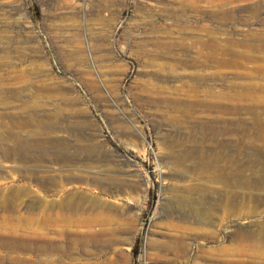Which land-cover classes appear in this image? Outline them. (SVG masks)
I'll return each mask as SVG.
<instances>
[{"label":"rangeland","instance_id":"1","mask_svg":"<svg viewBox=\"0 0 264 264\" xmlns=\"http://www.w3.org/2000/svg\"><path fill=\"white\" fill-rule=\"evenodd\" d=\"M261 34L264 0H0V201H14L0 222L62 202L87 216L91 196L135 219L86 255L40 249L64 244L50 231H0V264H264V241L241 239L264 225ZM234 94L251 100L210 101ZM179 201L212 213L200 223ZM196 231L217 238L177 254Z\"/></svg>","mask_w":264,"mask_h":264},{"label":"bare ground","instance_id":"2","mask_svg":"<svg viewBox=\"0 0 264 264\" xmlns=\"http://www.w3.org/2000/svg\"><path fill=\"white\" fill-rule=\"evenodd\" d=\"M219 1H220V4L223 5L224 7H227L230 5V0H219ZM226 13L228 15L229 12L227 11L223 12V14H226ZM259 39L264 43V34L259 35ZM215 96L216 97L213 96L210 101L243 102L244 100H251V97L248 94L225 95L221 99L219 95H215ZM239 185L242 187L244 186L246 187L248 186V182L247 180H244L243 182H240ZM12 195H16V193H12ZM25 195L28 196L30 194L25 193ZM13 202L14 201L11 199L4 198L3 201L2 200L0 201V205L10 204V203L12 204ZM36 203H39V202H36ZM68 203L69 202H62L58 205L59 208H62L65 211L67 210V213H64V214L63 212L62 213L55 212L52 214V213H41V211H39L30 216L2 217L1 222H0V231L6 234H15V233L23 234L22 232H25L24 230L25 228H30V229L35 228L34 230L40 229L41 231L43 230V234H44V231H50L52 233H56L59 237L63 236L64 244H59V243L52 244L53 242L52 243L50 242L51 244L48 245V247L47 246L41 247L40 249L46 250L51 253L60 251L66 254L86 255L89 253V250H86L88 245L94 246V247L113 246L114 244H117L121 241V239L118 237L120 233H125V232H129L133 230V225L135 223V219L133 216L128 215L121 219H117V218L108 216L105 213L103 214L102 210L103 208H105V204L97 196H91V200L89 201V205H88V209L91 213H89V215L87 216L83 215L84 213L78 212L81 209L80 203L78 202L74 204L72 203L68 204ZM219 204L222 205V203H219ZM178 205L180 208L182 207L184 209L183 211L185 212V215L187 217H194L200 223L204 222L205 217L210 216L212 213L211 209L202 210L201 208H195L192 206H189L188 212H186L184 208L185 204L183 201H179ZM230 205L232 206V208L233 207L235 208V209L233 208L234 210H236V208L238 207L237 203H231ZM27 207L33 210L40 209L39 205L38 207H35V206H31L30 204H28ZM49 208L50 209L56 208V205L51 204ZM68 212H72V213H68ZM19 231H22V232H19ZM190 236L194 240L204 239L207 241H213L217 238V235L214 232L196 231L193 234H181L177 236L174 240L176 244L174 249L178 251L177 254H185L187 247H188L186 240L189 239ZM245 238L249 240L257 239L259 241H264V225L261 226V230H259L257 233L242 237L241 239H245ZM45 239L46 238H44V241ZM152 244L163 250H170L173 247L171 246L169 242L161 243L159 241H152ZM219 251H221V249ZM79 257H76L73 259L74 261L73 264H112L113 263V260H111L109 257H106L105 254L96 255L91 260L80 259ZM37 261L38 262H35L34 264H71V263H61L58 258L46 259V260L38 259Z\"/></svg>","mask_w":264,"mask_h":264}]
</instances>
